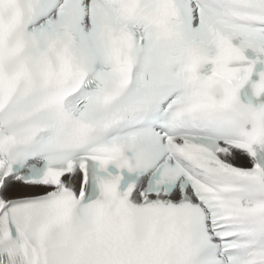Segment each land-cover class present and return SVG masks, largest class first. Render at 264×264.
Segmentation results:
<instances>
[{
  "label": "snow or ice",
  "instance_id": "1",
  "mask_svg": "<svg viewBox=\"0 0 264 264\" xmlns=\"http://www.w3.org/2000/svg\"><path fill=\"white\" fill-rule=\"evenodd\" d=\"M0 264H264V0H0Z\"/></svg>",
  "mask_w": 264,
  "mask_h": 264
}]
</instances>
